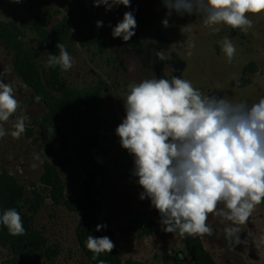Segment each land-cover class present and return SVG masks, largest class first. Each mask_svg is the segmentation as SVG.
Returning a JSON list of instances; mask_svg holds the SVG:
<instances>
[{
  "label": "rangeland",
  "instance_id": "rangeland-1",
  "mask_svg": "<svg viewBox=\"0 0 264 264\" xmlns=\"http://www.w3.org/2000/svg\"><path fill=\"white\" fill-rule=\"evenodd\" d=\"M84 3L90 14L84 36L93 26L103 37L104 47L100 50L96 45L81 46L83 36L75 37L70 53L73 67L62 71L61 76L76 89L98 84L104 88L95 156L106 172L98 179L102 186L94 194L98 210L93 225H106L104 233L114 234L122 264H163L182 252L183 242L192 236L163 231L160 214L150 199H140L143 189L133 175L134 157L121 147L115 132L126 115L128 86L152 76L169 80L177 76L190 81L204 95L251 106L264 97V14L248 13L253 26L244 33L224 24L215 25L218 31H213L203 25L199 14L179 15L173 11L167 16L162 0H130L129 7L114 5L111 10L105 5L95 6L93 0ZM68 4L69 0H0V21L14 24L22 32L24 48L34 54L45 87L49 54L34 30L35 17L45 18L43 26L50 31L65 16ZM125 12H132L137 22L135 35L127 42L112 36V29L123 20ZM166 18L167 28L162 24ZM97 21L103 25L97 27ZM186 25L190 30L185 31ZM225 37L236 47L231 62L221 48ZM190 42L195 47L189 48ZM249 64H253V70L243 76L242 70ZM13 65V52L0 43V79L12 85L20 105L7 122H0L8 133L0 138V172L12 176L23 189L22 210L43 239L42 250L32 264H90L75 238L79 215L62 205H53L40 184L43 163L48 162L64 184L65 199L77 196L83 174L71 149V136L44 120L45 106L36 102V95L15 74ZM19 117H26V130L15 139L10 133ZM207 223L213 227L214 235L197 237L217 264H264V202L241 226L238 243L225 239L223 229L231 222L209 214ZM0 264L29 263L0 246Z\"/></svg>",
  "mask_w": 264,
  "mask_h": 264
},
{
  "label": "clouds",
  "instance_id": "clouds-1",
  "mask_svg": "<svg viewBox=\"0 0 264 264\" xmlns=\"http://www.w3.org/2000/svg\"><path fill=\"white\" fill-rule=\"evenodd\" d=\"M167 16L199 14L205 27L224 24L247 33L253 26L247 15L264 14V0H162ZM95 6H130V0H93ZM162 24L169 26L168 19ZM103 25L97 21V27ZM137 27L132 12L112 29L113 38L129 41ZM185 31L190 30L184 26ZM189 48L195 47L194 42ZM59 55H48L50 66L62 71L73 67V58L64 44L56 45ZM221 48L231 62L236 47L225 37ZM191 51L188 52L190 56ZM124 100L125 118L115 132L121 147L134 157L133 175L159 212L163 231L181 236H212L209 214L231 224L223 231L228 242H240L245 225L258 205L264 202V97L248 106L223 97L204 95L188 80L152 76L129 86ZM39 102L41 97L34 98ZM11 84L0 79V122H7L19 108ZM26 117L17 118L11 136L19 139L26 130ZM6 130L0 123V138ZM0 224L13 236L25 232L15 209L0 215ZM106 225H97L96 231ZM86 247L95 260L112 253L114 242L108 236L89 235ZM98 264H105L100 260Z\"/></svg>",
  "mask_w": 264,
  "mask_h": 264
},
{
  "label": "trees",
  "instance_id": "trees-1",
  "mask_svg": "<svg viewBox=\"0 0 264 264\" xmlns=\"http://www.w3.org/2000/svg\"><path fill=\"white\" fill-rule=\"evenodd\" d=\"M84 2L85 0H69V4L65 7V16L50 31L43 26L46 22L45 18L35 17L34 30L48 54L59 55V49L56 47L58 43L64 44L70 54L75 44V37L82 36L81 46L96 45L100 50L103 49L104 39L93 26H90L89 34L84 36V26L90 21V14ZM21 35L22 32L14 24L0 21V43L5 44L13 52L15 74L36 96L41 97L40 101L47 111L44 120L56 124L64 133L71 136V149L83 174L79 192L72 199H65L64 184L55 167L48 162L43 163L40 184L47 191L53 205H62L68 212L79 215L75 238L83 256L90 264H98L100 260L105 261V264H122L116 245L112 253L101 254L95 260L94 254L86 247V239L89 235L108 236L114 242L112 232L105 234L104 229L96 231L93 225V219L98 210L94 194L102 186L98 179H101L106 172L105 166L95 156L104 88L101 84L85 89L68 86L62 79V70L59 65H49L47 87H45L34 63V54L24 48ZM252 70L253 64H249L243 68L242 75ZM23 199V189L13 177L6 172H0V215L8 209H15L19 212L25 229L23 235L13 236L6 226L0 224V246L9 248L16 258H24L32 264L37 253L42 250L44 242L32 229L30 217L22 210ZM183 243L192 264H216L199 237H188ZM126 264L143 263L127 261Z\"/></svg>",
  "mask_w": 264,
  "mask_h": 264
},
{
  "label": "crops",
  "instance_id": "crops-1",
  "mask_svg": "<svg viewBox=\"0 0 264 264\" xmlns=\"http://www.w3.org/2000/svg\"><path fill=\"white\" fill-rule=\"evenodd\" d=\"M203 243V242H202ZM184 246V243H183ZM204 246V245H203ZM205 248V247H204ZM206 249V248H205ZM210 253V252H209ZM211 254V253H210ZM212 255V254H211ZM213 257V256H212ZM171 258L173 259H168V261H165L163 264H181V263H187V264H192L191 260L189 259L188 255L186 254L185 250L182 252H179L175 255H173ZM215 260V259H214ZM216 262V260H215ZM217 264V262H216Z\"/></svg>",
  "mask_w": 264,
  "mask_h": 264
}]
</instances>
